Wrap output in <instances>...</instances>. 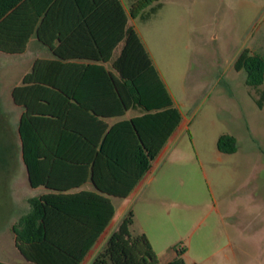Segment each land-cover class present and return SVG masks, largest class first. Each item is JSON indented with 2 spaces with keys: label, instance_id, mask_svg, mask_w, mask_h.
Listing matches in <instances>:
<instances>
[{
  "label": "trees",
  "instance_id": "obj_1",
  "mask_svg": "<svg viewBox=\"0 0 264 264\" xmlns=\"http://www.w3.org/2000/svg\"><path fill=\"white\" fill-rule=\"evenodd\" d=\"M69 1L12 0L0 7L1 52L23 53L36 34L53 54L37 58L12 89L14 103L22 108L17 132L29 184L46 189L29 198V210L12 226L27 264H83L116 216L113 198L131 195L182 120L141 36L129 24L130 18L149 20L163 3L130 0L127 15L120 0H107L105 38L93 37L89 22L92 37L76 40L71 26L56 25L59 16H71ZM30 3L36 7L34 22L26 15ZM80 10L85 21L91 20V10ZM235 69L246 71V83L260 93L256 102L263 108L264 54L245 48ZM130 110L140 114L122 118ZM110 118L121 119L111 124ZM217 146L235 153L238 140L223 134ZM89 182L93 189L83 188ZM133 224L129 210L91 264H161L146 235L132 234ZM166 264L187 262L178 256Z\"/></svg>",
  "mask_w": 264,
  "mask_h": 264
},
{
  "label": "rangeland",
  "instance_id": "obj_2",
  "mask_svg": "<svg viewBox=\"0 0 264 264\" xmlns=\"http://www.w3.org/2000/svg\"><path fill=\"white\" fill-rule=\"evenodd\" d=\"M161 1L137 29L183 122L128 208L137 213L132 234L145 230L163 263L175 254L188 264H264V107L246 71L235 69L245 48L264 54V0ZM36 57L0 52V261L11 264L28 263L12 226L45 191L29 184L17 132L22 108L12 98ZM223 134L236 136L235 153L218 149ZM114 203L119 216L123 199Z\"/></svg>",
  "mask_w": 264,
  "mask_h": 264
},
{
  "label": "crops",
  "instance_id": "obj_3",
  "mask_svg": "<svg viewBox=\"0 0 264 264\" xmlns=\"http://www.w3.org/2000/svg\"><path fill=\"white\" fill-rule=\"evenodd\" d=\"M10 1H12V0H0V7L6 6V4L8 2H10ZM13 1H18V0H13ZM23 1H24V3H27L28 0H23ZM106 2H107V0H70L69 2L66 3V7L70 6L71 16L69 17V19L59 16V19H58L56 25L59 26V27H63L66 30H67L68 27L71 26V35H72V37L74 39H76V40H79V39H82V38L83 39H90L92 37L91 33L88 30V27L86 26L90 22V24L92 26V29H93V37H97L98 36L100 38H105L106 33H108L109 30H110V11H109V4L106 3ZM120 2H121V5L123 6V9L125 10V13L128 15L130 1L128 2V4L124 0H120ZM161 2L163 3V5L158 10V12L164 6V2L163 1H161ZM98 7L102 8V10H99L98 11L99 13L95 14L94 13L95 9H97ZM81 8L82 9H86V10H91V12L94 14L93 17H91V20L85 21V19L81 17V10H80ZM106 8H107V10H106ZM60 12H62V11H60ZM157 13L153 14L152 16L156 15ZM26 15H27V17H30V22H34L36 20V7H35V5H33V3H30V5H26ZM152 16H151V18H152ZM138 21L145 22V21H143V20H141L139 18H137V19L130 18V20H129V24L134 25V27L137 30V32H138V29H137ZM2 53H4V52H2ZM44 53H47V54L44 55V56H41ZM5 54H8V53H5ZM28 54L29 55H33V56H37L35 58V60L37 58H52L53 57V54L49 50V48L47 46L43 45L41 42H39L38 36L36 34H33L30 37V40H29V42L27 44V47H26V50L23 53H21V54H8V55H17V56H19V55H28ZM35 60H34V62H35ZM34 62H33V64H34ZM33 64L31 66V68L26 73H28V72H30L32 70ZM105 66L108 69L111 68V66L109 64H106ZM138 114H140V112H138L137 110H130L122 118H131V117L136 116ZM119 119H121V118H110L108 120L112 124L113 122H115L116 120H119ZM182 122H183V116H182V120H181L179 126L174 131V133L172 134V136L170 137V139L168 140V142L164 146V148L167 147L168 143L170 142V140L172 139L174 134L177 132L178 128L182 125ZM141 182L139 183V185L136 187V189L131 193V195L128 198L123 199V205L120 208L119 216H117L118 215V209H116V216H115V218L112 221V223H114V221L116 222L115 223L116 226L118 225L119 221L123 218V216L128 212V208L130 207L131 202L134 199L135 195H138V193L140 192V188H141L140 184H141ZM41 188H43V187H41ZM83 188L93 189V186L89 182ZM43 189L46 191L45 188H43ZM113 199L115 200L116 198H113ZM133 212H134V224H136V222H137V213L134 210H133ZM138 234L146 235V237L148 238L149 242L151 243L154 251L156 252L161 264H166V263H168V262H170V261H172V260H174L175 258L178 257V256H175V254H173V256H171V258H169V260H167L166 262L163 263L162 260H161L160 255L158 254V252L154 248V245H153V243L151 241V238H150L149 234L143 229ZM214 254L215 253H213L212 255H214ZM185 261H186V259H185ZM195 264H198V263L195 262Z\"/></svg>",
  "mask_w": 264,
  "mask_h": 264
}]
</instances>
